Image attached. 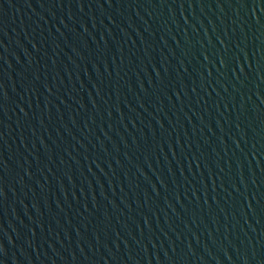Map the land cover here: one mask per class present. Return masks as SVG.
I'll return each instance as SVG.
<instances>
[{"label": "water", "instance_id": "water-1", "mask_svg": "<svg viewBox=\"0 0 264 264\" xmlns=\"http://www.w3.org/2000/svg\"><path fill=\"white\" fill-rule=\"evenodd\" d=\"M0 264H264V0H0Z\"/></svg>", "mask_w": 264, "mask_h": 264}]
</instances>
